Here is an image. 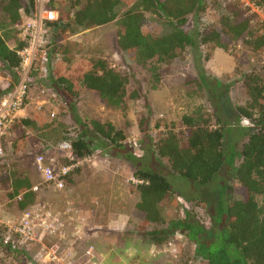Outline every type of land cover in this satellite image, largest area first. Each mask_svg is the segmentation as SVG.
I'll list each match as a JSON object with an SVG mask.
<instances>
[{
    "label": "trees",
    "instance_id": "obj_1",
    "mask_svg": "<svg viewBox=\"0 0 264 264\" xmlns=\"http://www.w3.org/2000/svg\"><path fill=\"white\" fill-rule=\"evenodd\" d=\"M209 1L212 0H51L50 7L59 14L57 21L48 23L52 51L63 54L64 42L70 37L116 21L117 47L131 55L138 66L152 71L154 83L160 80L159 65L170 63L187 47L212 45L228 51L243 43L254 54H261L264 23L254 25L240 7L232 6L215 23L199 25L196 34L182 29L188 15L201 17L210 8ZM253 2L264 11V0ZM33 9V0H0V63L9 72L18 69L21 62L10 45L14 44L16 49L25 45L11 27L20 21L21 12L30 16ZM147 15L165 19L170 31L157 37L144 33ZM83 66L67 75L59 73L58 68L49 79L77 126L76 136L59 139L70 143L74 158L72 162L64 160L63 165L82 161L99 150L127 159L134 169L133 177L139 182L135 209L143 224L164 222L161 204L171 202L175 196L171 179L179 184L188 182L193 193L188 199L206 211L208 225L204 226L187 211L184 218H173L167 227L148 232L154 245L160 246L178 232L194 246L198 264H264V205L256 200L257 196L264 197V66L258 71H244L237 80L225 82L208 78L199 65L198 76L185 79V87L190 88L186 96L193 97L204 89L213 91L214 96L208 100L209 109L199 105L178 123L163 121L161 137L150 140L153 152L167 161L169 170L139 159L132 150H124L126 137L122 129L79 117L74 99L78 98L81 87L95 92L106 108L123 109L128 84L127 76L109 67L104 60H90ZM13 75L17 82L18 74ZM235 88H241L243 99L242 103L230 102L238 120L231 123L220 116L217 101ZM136 97L132 94L128 98ZM243 120L248 126H242ZM33 124V120L24 119L15 126L21 130ZM143 127L139 122L141 132ZM240 137L245 140L237 149ZM11 148L15 152L16 146ZM6 177L8 195L22 196L17 202L20 211L35 204L36 195L30 192L31 183L26 176L13 173ZM204 191L211 192L213 204L201 198ZM235 194L240 198H235Z\"/></svg>",
    "mask_w": 264,
    "mask_h": 264
},
{
    "label": "rangeland",
    "instance_id": "obj_2",
    "mask_svg": "<svg viewBox=\"0 0 264 264\" xmlns=\"http://www.w3.org/2000/svg\"><path fill=\"white\" fill-rule=\"evenodd\" d=\"M241 2V0L209 1L207 5L210 8L201 17L192 18L191 15H188L187 22L182 26V29L188 34H196L199 25L215 23L232 6L240 7L241 11L250 17L254 25L264 23L262 8L259 11L245 8ZM147 20L143 27V32L146 34L157 37L167 34L171 29L162 17L147 15ZM116 31V21H113L70 37L64 42L63 54H59L60 60L55 64L52 71L59 68V73L67 75L79 67H84L83 65L90 60H104L109 67L126 75L128 84L126 87V104L123 109L106 108L95 92L81 87L78 98L74 99L77 114L85 121L98 120L101 123L111 124L117 130L122 129L126 137L123 140L124 150H132L136 156L140 157L139 159L143 158L147 162H153L164 170H169L167 161L155 155L151 145L153 141L161 137L163 132L162 122L178 123L183 115L189 114L199 105L209 109L211 105L208 100L211 99V96H214V92L209 89H204L193 95V97L186 96V92L190 88L189 86L185 87V79L196 78L200 70L199 65L204 68L208 78L225 82L237 80L239 74L244 71L250 69L258 71L264 66V50L261 54H254L243 43L231 47L228 51L220 50L212 45H198L196 48L187 47L170 63L159 65L160 80L158 83H154L152 71L138 66L130 57L131 55L117 47L115 42ZM58 50L60 51V48ZM52 75L54 74L52 73ZM5 78L6 74L0 68V84L5 82ZM191 88L193 87L191 86ZM52 91H45L48 97L46 98V105L40 111L35 108L36 100H32L30 106L32 116L34 114L35 116L40 113L44 114V122L38 124V127L35 128L38 130L37 135L36 132L29 131L30 128H26L29 131L28 136H32L34 139L37 137L38 142L49 141L48 143H51L54 141L56 143L57 140L58 142L61 141L59 139L62 136H76V123L73 119H70L69 111ZM132 94H136L137 97L129 99V95ZM49 95L52 98H49ZM227 98H230V101ZM242 99L241 88L232 89L228 96L219 99L217 102L220 105V116L227 121H231V123L238 122V120H235L236 115L232 105L235 101L242 103ZM51 112L55 113L53 118L50 117ZM139 122L144 125L143 132L138 129ZM241 124L242 126H248L246 120H243ZM51 127L55 129L52 130ZM16 130L13 131V134L17 132ZM16 136L22 139L26 137L21 133ZM232 136L234 140L237 139L236 135L233 134ZM244 140L245 137L239 138L237 149ZM35 141L32 140L31 144L33 142L32 145L37 148L38 144ZM11 149L7 150V156L0 164V205L2 209H5L6 216L9 219L6 223L14 224L22 211L18 209L17 203L11 201L12 199L8 195L10 188L5 178L13 173L23 176L34 165L37 150L35 149L36 152L29 151L26 155L21 153L15 156L16 152ZM14 150L19 151V148L16 146ZM43 155L47 162L55 168L62 166L64 160L67 161L64 154L59 150ZM89 159L78 162L77 167L71 172L72 174L64 181V189L60 191L40 186V176L36 177L33 174L31 175V177L34 176L33 179L28 177L32 182L31 186H39V190L35 192V203L42 207L45 206V211L52 217L58 218L65 226L60 231L59 229L56 230L55 233H44L40 241L24 246L21 250L8 249L0 241V264L197 263L194 246L188 242L185 235L183 240H174L175 253L166 251L160 254L156 251L163 249L168 241L156 246L148 236V232L153 229L167 227L168 222L173 218H184L187 211L191 212L195 220L204 226L208 225L206 211L188 199L193 197L192 188L189 187L191 185L188 182L179 184L174 179H169L172 182L173 191L175 190V196H173L171 202L164 201L161 204L160 211L164 222L160 224H143V218L137 216L139 214L135 209V205L139 201V192L136 189V184L139 182L133 177L134 169L131 163L125 158L114 157L113 152L106 153L103 150H99ZM238 162L239 159L236 158L235 165ZM98 171L116 173L113 181L108 182V192H106L105 187L99 186L98 189L109 196L105 200L106 206L116 209V219L118 221H122L121 218L123 217L118 213H126L130 218L123 217L128 219L123 222L126 225L123 229L113 231V229L104 228V230H101L103 234L99 242H96L94 240L96 238L94 235L95 229L91 225L92 220L90 217L92 214H83L82 210L79 209L81 205L78 204L79 207H77L75 203L82 189L92 188L93 173ZM30 173L32 174V171ZM233 185H236L235 182ZM176 186H180L179 189ZM109 192L110 194H107ZM201 198L209 204L215 202L210 191H204ZM235 198L238 199L240 196L235 194ZM256 200L260 205H264L263 196H257ZM81 202L83 204V200ZM76 232L78 233L76 234ZM2 233L3 231L0 230V239Z\"/></svg>",
    "mask_w": 264,
    "mask_h": 264
},
{
    "label": "built area",
    "instance_id": "obj_3",
    "mask_svg": "<svg viewBox=\"0 0 264 264\" xmlns=\"http://www.w3.org/2000/svg\"><path fill=\"white\" fill-rule=\"evenodd\" d=\"M241 1L245 8L258 11L261 9L254 5L253 0ZM33 2L32 14L26 16L21 12L20 21L12 26L18 40L25 43L21 49H16L15 45L10 47L21 60L19 68L14 69L12 73L4 69L0 63V68L6 74L5 82L0 85V164L7 156V150L10 146L8 142L15 125L27 118L32 100L37 101L35 108L38 111L46 105L48 96L45 91L51 92L53 90L49 79L55 64L60 60V55L52 51L53 46L50 42V29L48 27V23L58 20L59 14L50 7L51 0H33ZM15 72L18 74L17 82H14L13 74ZM49 98L52 96L49 95ZM54 116L55 113L51 112L50 117L53 118ZM53 147L55 150L61 151L69 162L74 160L69 142L62 141L54 144ZM86 159L89 157L84 158L83 161ZM33 164L41 177L40 186L60 191L64 189L66 177L77 167L78 162L55 168L47 162L42 153H38L35 155ZM38 190V185L30 188L32 193ZM21 197L19 195L11 198V201L17 203L21 201ZM64 226L65 224L60 222L58 218L52 217L45 211V206L39 205L28 206L24 209L14 224L6 223L3 220V209L0 205V229L3 231L0 241L4 247H9L11 250H21L24 246L40 241L44 233H55L56 230L59 229L60 231ZM40 231L41 234L39 235ZM179 239L183 240L184 235L176 232L164 248L158 249L156 252L159 254L166 251L175 253L174 240ZM93 264L100 263L94 262Z\"/></svg>",
    "mask_w": 264,
    "mask_h": 264
},
{
    "label": "crops",
    "instance_id": "obj_4",
    "mask_svg": "<svg viewBox=\"0 0 264 264\" xmlns=\"http://www.w3.org/2000/svg\"><path fill=\"white\" fill-rule=\"evenodd\" d=\"M11 28L13 29V27H11ZM12 45H14V44H11L10 47ZM3 72H5V71H3ZM26 119H31V120L34 121V124L31 125V126H28L27 128H30L29 131H31V132L32 131L36 132V135H37L38 134V130L35 129V128L38 127V124L44 122V114L40 113V114H37L36 116H35V114L32 116V113L29 110ZM15 129H17L16 130L17 132L12 134V136H11L12 139L10 138L9 139L10 141L8 142V144H10L9 148H11V145H15V146H17L19 148V151H15L16 152L15 156H18L21 153H23V155H26L29 151L36 152V150H37V152L39 151L42 154L48 153V152H51V151H55L53 146H54V144H57V143H54V141H52V142L50 141L51 143H48L49 141L48 142H46V141L38 142L37 137H35V139H34V138H32V136H28L29 131L26 130V127H22L21 130L18 127L14 128V130ZM18 133L26 135V137H24L23 139L22 138L18 139L17 136H16V135H18ZM32 140H36L35 142H37V144H38L37 148H35L32 145L33 142L31 144ZM27 171H29V172H27ZM27 171L25 172V174H23V176H26L27 178L29 177V178L33 179L34 176L31 177V175H33V174L36 175V177L40 176V174L35 169L34 165H32V167L29 168V170H27ZM31 171H32V174L30 173ZM101 171H103V170H101ZM101 171L93 173V177H94L93 186L90 185L92 188L88 189V187H86V190L82 189L79 192V195L77 197L78 200L75 203L76 206L78 204L81 205V207H79V206H77V207H79V209L82 210L83 214H86V215L87 214H89V215L92 214V216L90 218L92 220L91 225L95 229V231H94L95 234L94 235L96 236V238L94 240L96 242H99L100 237L103 234L101 230H104V228H107V229H110V230L113 229V231L119 230V229H123L126 226L125 223H123V222L128 220L127 218H130V216L128 217V214H126V213H118L119 215L123 216L124 218L127 217L126 219H124L122 217L121 218L122 221H120V220L118 221V219H116V217H117L116 209L114 207H113V209H111L110 206H106L105 200L109 196L103 194L102 191L100 189H98V187L99 186L105 187L106 192H108L109 191L108 182L110 183V182L113 181V178L115 177L114 174H116V173L101 172ZM30 183L32 185V182H30ZM103 183H105V184H103ZM96 186H97V188H96ZM107 194H110V192L107 193ZM81 200H83V204H82ZM74 202H75V200H74ZM36 205H38V204L35 203L33 206H36ZM107 205H109V204H107ZM30 206H32V205H30ZM120 211H123V210H120ZM17 219H18V217H17ZM3 220H4V222H8V220H9L8 217L6 216V211H5L4 208H3ZM76 259H78V258L76 257Z\"/></svg>",
    "mask_w": 264,
    "mask_h": 264
}]
</instances>
